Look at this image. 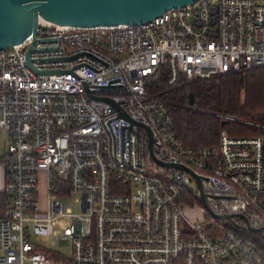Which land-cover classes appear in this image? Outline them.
Segmentation results:
<instances>
[{
  "label": "built area",
  "instance_id": "2783aa9c",
  "mask_svg": "<svg viewBox=\"0 0 264 264\" xmlns=\"http://www.w3.org/2000/svg\"><path fill=\"white\" fill-rule=\"evenodd\" d=\"M263 65L264 0H195L115 26L43 20L0 48L9 193L0 264H52L41 242L58 236L79 264H264V250L235 224L242 220L215 222L199 190L213 212L264 227L262 138L223 128L213 145L185 146L167 100L146 89L163 71L173 87ZM141 125L167 165L152 159ZM72 192L75 212L65 200ZM184 194L200 203L199 218L184 217Z\"/></svg>",
  "mask_w": 264,
  "mask_h": 264
},
{
  "label": "trees",
  "instance_id": "16d2710c",
  "mask_svg": "<svg viewBox=\"0 0 264 264\" xmlns=\"http://www.w3.org/2000/svg\"><path fill=\"white\" fill-rule=\"evenodd\" d=\"M166 82L167 75L163 71L147 84L146 89L167 100L166 106L173 119L172 128L185 146L213 145L223 128L230 135L260 136L264 165V65L201 79L180 78L173 87ZM190 93L193 97L191 104L188 103ZM8 198L9 193L0 190V209ZM215 222L232 228L227 220L216 219ZM239 231L264 250V231ZM41 249L57 264H79L50 249Z\"/></svg>",
  "mask_w": 264,
  "mask_h": 264
},
{
  "label": "water",
  "instance_id": "95a60500",
  "mask_svg": "<svg viewBox=\"0 0 264 264\" xmlns=\"http://www.w3.org/2000/svg\"><path fill=\"white\" fill-rule=\"evenodd\" d=\"M195 0H0V48H7L24 41L35 34L40 20L73 26H115L119 24H137L153 19L171 7L188 5ZM90 97L95 98L93 95ZM192 93L188 103H192ZM113 104L110 99L105 98ZM121 114V113H120ZM123 114V113H122ZM143 126L148 134V149L152 159L161 162L152 151V138L148 127ZM179 166V165H178ZM186 170L196 179V175ZM198 185L199 181L197 179ZM200 198L209 215L216 219L239 217L243 223L237 224L241 229L251 232L264 231V227H252L243 214H217L205 201L199 185Z\"/></svg>",
  "mask_w": 264,
  "mask_h": 264
},
{
  "label": "rangeland",
  "instance_id": "374dc122",
  "mask_svg": "<svg viewBox=\"0 0 264 264\" xmlns=\"http://www.w3.org/2000/svg\"><path fill=\"white\" fill-rule=\"evenodd\" d=\"M6 137H7L6 132L3 129H0V151L2 150V144L6 139ZM193 185L194 183H191V186ZM39 192H40L39 197L43 199L44 197L43 187H40ZM76 197H78V193L72 192L69 196L65 198L67 206L70 207L73 212L78 211V205L74 202V199ZM183 197H184L183 200L188 203V205H186V207L183 208L184 217L191 221L196 218H199L201 215V211L199 210V207L201 206L200 203L197 200L192 199L191 195L189 194H184ZM41 246L46 249L55 251L67 258L70 257L71 247H70L69 238H63L61 236L46 237V239L41 242ZM52 264H57V263L53 262Z\"/></svg>",
  "mask_w": 264,
  "mask_h": 264
},
{
  "label": "crops",
  "instance_id": "0c3cea01",
  "mask_svg": "<svg viewBox=\"0 0 264 264\" xmlns=\"http://www.w3.org/2000/svg\"><path fill=\"white\" fill-rule=\"evenodd\" d=\"M4 177H5V171L2 168V166H0V190H3V189L6 190L5 189V179H4Z\"/></svg>",
  "mask_w": 264,
  "mask_h": 264
},
{
  "label": "bare ground",
  "instance_id": "6f19581e",
  "mask_svg": "<svg viewBox=\"0 0 264 264\" xmlns=\"http://www.w3.org/2000/svg\"><path fill=\"white\" fill-rule=\"evenodd\" d=\"M40 21H43V20H40Z\"/></svg>",
  "mask_w": 264,
  "mask_h": 264
}]
</instances>
